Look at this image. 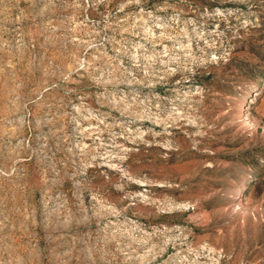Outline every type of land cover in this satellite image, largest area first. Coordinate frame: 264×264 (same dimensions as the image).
<instances>
[{"label":"rangeland","instance_id":"rangeland-1","mask_svg":"<svg viewBox=\"0 0 264 264\" xmlns=\"http://www.w3.org/2000/svg\"><path fill=\"white\" fill-rule=\"evenodd\" d=\"M0 264H264V0H0Z\"/></svg>","mask_w":264,"mask_h":264}]
</instances>
